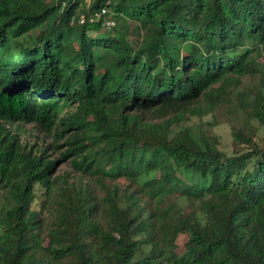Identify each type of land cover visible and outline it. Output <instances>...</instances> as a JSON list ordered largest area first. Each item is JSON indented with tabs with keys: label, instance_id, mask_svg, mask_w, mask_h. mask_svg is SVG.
<instances>
[{
	"label": "trees",
	"instance_id": "obj_1",
	"mask_svg": "<svg viewBox=\"0 0 264 264\" xmlns=\"http://www.w3.org/2000/svg\"><path fill=\"white\" fill-rule=\"evenodd\" d=\"M246 77L264 0H0V264H264V143L184 126Z\"/></svg>",
	"mask_w": 264,
	"mask_h": 264
},
{
	"label": "rangeland",
	"instance_id": "obj_2",
	"mask_svg": "<svg viewBox=\"0 0 264 264\" xmlns=\"http://www.w3.org/2000/svg\"><path fill=\"white\" fill-rule=\"evenodd\" d=\"M87 2H89V0H87ZM135 33L136 30L133 32V34L128 35V40L131 43L136 40ZM90 34H92V32H90ZM257 85L258 82L250 80L248 77L244 78L239 86L230 87V91H232V94L230 95L227 102L216 107L212 112H209L200 118L192 117L184 124V126L190 127L196 134L200 132L206 137L215 136L219 143V148L227 153L231 152L232 150V131L243 127L247 131L251 132L248 133L246 137L247 141H249L250 143L255 142L262 145L264 143V130L260 128L255 121L247 123L244 119V113H242V111H240V109L236 105V99L238 97L243 100L244 103H247V101L249 100V93L252 90L255 91ZM27 130L28 133L25 134L27 139L30 142L36 143V145L38 144L43 148L48 147V145L53 141L52 135L42 132L35 127L27 126ZM254 132L256 133V135L252 137V133ZM61 149L62 148L60 147L56 149L57 152L55 154H50L51 151L50 149H48L47 153H49L52 158H56L59 157V150ZM67 166L68 165L66 163L58 162L57 169L58 171H63L67 168ZM183 241V238L179 239V244L181 247L180 249H183Z\"/></svg>",
	"mask_w": 264,
	"mask_h": 264
},
{
	"label": "built area",
	"instance_id": "obj_3",
	"mask_svg": "<svg viewBox=\"0 0 264 264\" xmlns=\"http://www.w3.org/2000/svg\"><path fill=\"white\" fill-rule=\"evenodd\" d=\"M105 13H106V10H102V14H105ZM103 26L110 29L115 26V22L112 19L108 18L104 21Z\"/></svg>",
	"mask_w": 264,
	"mask_h": 264
}]
</instances>
